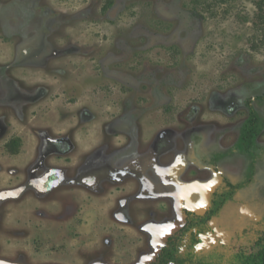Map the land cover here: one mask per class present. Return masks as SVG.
<instances>
[{
  "label": "rangeland",
  "instance_id": "374dc122",
  "mask_svg": "<svg viewBox=\"0 0 264 264\" xmlns=\"http://www.w3.org/2000/svg\"><path fill=\"white\" fill-rule=\"evenodd\" d=\"M256 96L264 0H0V264H151L226 181L190 249L230 264L264 227Z\"/></svg>",
  "mask_w": 264,
  "mask_h": 264
},
{
  "label": "trees",
  "instance_id": "16d2710c",
  "mask_svg": "<svg viewBox=\"0 0 264 264\" xmlns=\"http://www.w3.org/2000/svg\"><path fill=\"white\" fill-rule=\"evenodd\" d=\"M256 97L264 100V96ZM245 101L246 105L249 106L251 96ZM261 129L262 122L260 121L258 114L254 110L249 109L248 117L243 122L237 142L235 143L236 150L252 157L255 149V139ZM11 143H13V141ZM251 175L252 172L249 173V176ZM249 180L247 179L246 181ZM243 184L244 183H238L233 185L226 181V185L229 189L214 196L211 199V206L203 215H197L191 211L184 210L185 223L172 236L166 239L152 264H183L188 260L189 262L192 260V263L202 262L197 258L195 260L193 259V257H196V254L190 249L193 248L194 244L198 241L197 234L204 230L207 221L218 213L219 208L225 200L228 199L237 189L241 188ZM187 232L189 233L190 239L186 245L187 249L185 247L186 250L184 251V255L181 256L178 254L177 244H179L183 234H186ZM257 233V238L250 246H238L237 250L234 251L231 256L233 261H229L230 264H264V227L259 229ZM207 263L210 264V262Z\"/></svg>",
  "mask_w": 264,
  "mask_h": 264
},
{
  "label": "flooded vegetation",
  "instance_id": "af4514ba",
  "mask_svg": "<svg viewBox=\"0 0 264 264\" xmlns=\"http://www.w3.org/2000/svg\"><path fill=\"white\" fill-rule=\"evenodd\" d=\"M117 131H118V132H117ZM111 132H114L113 134H116V133H119V132H122V131L118 130V128H115L114 131H111ZM11 142H12V141H11ZM12 144H15V142L13 141V143H9L8 147H11ZM207 222H208V221H207ZM177 248H178V245H177ZM178 252H179V251H178ZM178 254H179V253H178ZM179 255H181V253H180ZM214 255H215V253L209 254L208 256H210V257H208V258H210V259H215V258H214ZM181 256H182V255H181ZM215 256H216V255H215ZM220 256H222V255H219V257H220ZM206 258H207V255H206ZM216 258H217V257H216ZM222 258H223V256L221 257V259H222ZM193 259L195 260L196 257H193ZM218 259H219V258H218ZM154 260H155V259H154ZM154 260H153V261H154ZM153 261L151 262V264L153 263ZM230 261H231V260H230ZM232 261H233V260H232ZM185 262H186V264H189V263L192 264V260H191L190 262H189V260H188V261H185ZM185 262H184V263H185ZM184 263H183V264H184ZM204 263L206 264L207 262L204 261ZM169 264H172V263H169ZM175 264H176V263H175Z\"/></svg>",
  "mask_w": 264,
  "mask_h": 264
}]
</instances>
